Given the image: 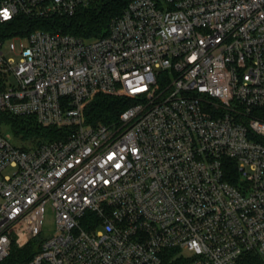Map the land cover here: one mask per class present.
Masks as SVG:
<instances>
[{
	"label": "built area",
	"instance_id": "obj_1",
	"mask_svg": "<svg viewBox=\"0 0 264 264\" xmlns=\"http://www.w3.org/2000/svg\"><path fill=\"white\" fill-rule=\"evenodd\" d=\"M100 1L0 0L50 26L0 37V124L67 129L0 131V264H264V0H123L106 35L63 31ZM98 94L129 105L91 122Z\"/></svg>",
	"mask_w": 264,
	"mask_h": 264
},
{
	"label": "trees",
	"instance_id": "obj_2",
	"mask_svg": "<svg viewBox=\"0 0 264 264\" xmlns=\"http://www.w3.org/2000/svg\"><path fill=\"white\" fill-rule=\"evenodd\" d=\"M125 2L123 0H101L88 7L80 8L76 14L58 22L65 23L63 31L87 39L99 38L107 34L112 19L120 14ZM41 28L50 29L48 22L32 20L21 15L12 22L0 24V37L12 36L15 34H26L27 32ZM5 78L0 74V91L5 89ZM129 105L121 98L106 94H98L88 108V119L91 122L110 123L119 118L120 113ZM11 119L14 130L22 140L29 141L30 145L22 146L31 148L46 141L67 137V129L41 126L34 117L11 116L3 114L2 117ZM37 239L32 240L26 247H15L12 253V260L30 259L39 248L33 250Z\"/></svg>",
	"mask_w": 264,
	"mask_h": 264
},
{
	"label": "rangeland",
	"instance_id": "obj_3",
	"mask_svg": "<svg viewBox=\"0 0 264 264\" xmlns=\"http://www.w3.org/2000/svg\"><path fill=\"white\" fill-rule=\"evenodd\" d=\"M16 44L19 45V41L17 40L16 41ZM15 56L16 59L18 60L19 59V56L15 55V54H10V56ZM8 85L12 86V85H16L17 84V80L14 76H9L8 77ZM0 131L2 134L6 135V136H9L12 141L15 143V144H18V145H21V146H25V145H30L29 144V141H24L22 140V138L20 137V135L18 133L15 132L14 130V125L12 124L11 122V119L9 118H6V117H2L1 116V124H0ZM55 231V222H54V217H53V213L51 212V210H49L46 214V217H45V224H44V227H43V232H42V235L41 237H48L50 236L51 234H53ZM40 243V239L36 240L33 245V250H35L38 245ZM191 254L189 253V256Z\"/></svg>",
	"mask_w": 264,
	"mask_h": 264
},
{
	"label": "clouds",
	"instance_id": "obj_4",
	"mask_svg": "<svg viewBox=\"0 0 264 264\" xmlns=\"http://www.w3.org/2000/svg\"><path fill=\"white\" fill-rule=\"evenodd\" d=\"M9 18H10V17H9V16H7V15H5V16H4V19H9Z\"/></svg>",
	"mask_w": 264,
	"mask_h": 264
}]
</instances>
